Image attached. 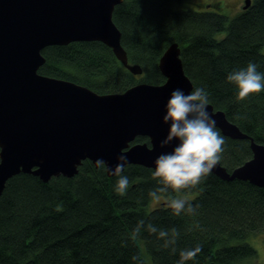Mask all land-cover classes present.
Returning <instances> with one entry per match:
<instances>
[{
    "label": "trees",
    "instance_id": "16d2710c",
    "mask_svg": "<svg viewBox=\"0 0 264 264\" xmlns=\"http://www.w3.org/2000/svg\"><path fill=\"white\" fill-rule=\"evenodd\" d=\"M184 1L123 0L114 6L113 19L122 31L129 61L143 66L140 75L127 70L99 40L46 46L42 50L46 61L39 71L96 92L123 91L138 80L161 83L165 76L159 57L178 41L193 90L204 88L209 102L264 143V91L238 101L235 86L226 79L249 62L264 73V0H252L232 19L218 12V1L176 7ZM216 128L225 140L220 160L229 170L252 156L249 139L231 138ZM135 141L149 139L139 135ZM154 169L126 165L123 174L129 187L124 196L114 191L118 177L109 176L105 167L89 159L69 178L53 176L46 182L32 173L14 175L0 196V264H148L146 253L155 264H177L182 250L197 245L202 251L185 264H263L246 262L257 250L242 240L264 231V186L222 179L211 172L196 188L182 191L195 192L186 200L199 206L197 214L176 216L167 207L176 195L171 189L162 194L169 200L150 207L149 193L159 187ZM141 219L145 227L133 239ZM148 223L179 232L174 253L163 247L158 233L147 231Z\"/></svg>",
    "mask_w": 264,
    "mask_h": 264
},
{
    "label": "water",
    "instance_id": "95a60500",
    "mask_svg": "<svg viewBox=\"0 0 264 264\" xmlns=\"http://www.w3.org/2000/svg\"><path fill=\"white\" fill-rule=\"evenodd\" d=\"M123 0H0V196L6 181L26 172L49 181L74 176L84 160L105 161L106 172L126 155L127 164L155 168L168 131L162 121L174 89L194 87L185 72L181 45L172 41L159 57L161 83L139 81L118 92H99L74 80L39 71L42 50L52 44L99 40L135 75L143 66L130 62L122 31L113 19ZM247 8L252 0H244ZM222 134L249 139L252 156L232 169L221 160L212 172L222 179H241L264 186V143L242 130L221 108L209 102ZM147 136L149 141H135Z\"/></svg>",
    "mask_w": 264,
    "mask_h": 264
},
{
    "label": "clouds",
    "instance_id": "9594fccd",
    "mask_svg": "<svg viewBox=\"0 0 264 264\" xmlns=\"http://www.w3.org/2000/svg\"><path fill=\"white\" fill-rule=\"evenodd\" d=\"M254 62H249L246 67L233 70L228 73L227 82L233 84L237 90V100H246L253 94L264 91V73L257 70ZM208 93L204 88H195L185 94L182 89H174L165 104V114L162 121L168 124L166 137L160 141L163 148L176 140L178 143L171 152H164L157 156L155 169L152 172L153 178L159 187L150 192L149 195L154 201L160 203L162 194L170 189L176 193L196 188L219 163L221 154L224 151V137L216 128V121L208 111ZM118 163L111 174L118 177L114 186L117 195L124 196L129 187V180L124 175L127 164V157L121 154L117 157ZM96 165L99 168L105 167V161L97 159ZM167 207L176 216L182 212L195 215L198 205H193L183 198H173L167 201ZM145 227V221L139 220L132 233L135 239ZM199 227V225H197ZM149 233L157 234L158 238L164 240L163 247L176 251L175 244L179 232L173 228L171 231L157 229L151 223L146 225ZM202 247L197 245L193 249L182 250L177 264H185L186 261L195 260ZM133 259H138L133 257Z\"/></svg>",
    "mask_w": 264,
    "mask_h": 264
},
{
    "label": "rangeland",
    "instance_id": "374dc122",
    "mask_svg": "<svg viewBox=\"0 0 264 264\" xmlns=\"http://www.w3.org/2000/svg\"><path fill=\"white\" fill-rule=\"evenodd\" d=\"M217 1L220 2V4H221L218 12L226 14L229 17V19H232L233 17H235L236 15L241 13V11L244 9L243 8V5L245 4L244 0H185L183 3H177L176 7L180 8V7L185 6V5L197 7L199 5V3H206V2L209 3V2H217ZM199 7H201V6L199 5ZM220 35L221 34H219V36ZM261 51L264 53V45L262 46ZM194 194H195V192H180V193H176V195H174L173 198L188 199V198L193 197ZM164 200H169V199H168V197L163 196V199L161 200L160 203H157L156 201L152 200V201H150V207H155L157 205H160L161 203H163ZM240 241L241 240H236L235 242L238 243ZM242 241H246V242L250 243L257 250V254H255L254 257L249 259L250 262H248V260L246 262L247 263H255L256 262V263H263L264 264V231L252 232V234H249ZM141 243L143 246L142 250H143V252H145L147 249H145L143 242H141ZM145 256L147 258L148 264H155L152 260H150L151 257L149 256L148 253H146Z\"/></svg>",
    "mask_w": 264,
    "mask_h": 264
}]
</instances>
